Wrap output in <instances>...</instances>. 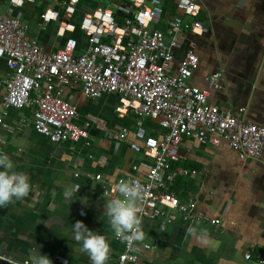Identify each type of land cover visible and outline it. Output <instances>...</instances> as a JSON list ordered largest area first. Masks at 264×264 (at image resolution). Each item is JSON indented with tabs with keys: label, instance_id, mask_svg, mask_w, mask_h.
Wrapping results in <instances>:
<instances>
[{
	"label": "crops",
	"instance_id": "0c3cea01",
	"mask_svg": "<svg viewBox=\"0 0 264 264\" xmlns=\"http://www.w3.org/2000/svg\"><path fill=\"white\" fill-rule=\"evenodd\" d=\"M199 1L203 7L200 20L208 29L203 34H186L175 49L173 68L194 44L200 62L192 82L205 87L207 74L221 72L222 86L210 90L209 102L264 126V0ZM163 2L165 14L155 27L169 33L168 20L179 10L177 0ZM39 7L27 4L24 16L32 36L52 51L63 46L65 38L56 36L54 23L46 30L39 28ZM78 7L77 16L104 7L113 10L119 20L134 10L128 0H80ZM0 10H9L8 0H0ZM8 72L0 60V115L8 124L4 128L0 123V152L10 155L15 170L30 175L32 188L23 199L0 206V253L33 264L34 255L42 251L54 264H90L73 231L75 221L82 220L106 237L110 244L106 264H115L123 242L116 237L105 211L106 201L113 197L103 191L94 175H131L135 174L134 164L151 162L133 151L128 140L109 135L119 126L133 130L134 115H118L117 103L108 102L110 98L119 100L118 95L90 99L75 85L66 89L65 97L78 106L79 122L92 121L89 136L52 142L36 132L31 108H4L5 85L1 80ZM241 107H245L243 112ZM179 154L180 161L173 169L197 168L199 174L177 175L171 188L183 200L196 198L197 210L209 219L221 218V223L185 221L179 211L172 212L174 218L167 224L162 218L142 217L145 237L138 243L151 247L133 264H260L257 251L264 243V151L258 158L241 159L225 146L185 139ZM175 185L185 192L176 190ZM69 190L71 195L66 196ZM190 226L197 228L196 234L188 232ZM201 229H207V237L200 235ZM248 251L251 259L245 257Z\"/></svg>",
	"mask_w": 264,
	"mask_h": 264
},
{
	"label": "built area",
	"instance_id": "2783aa9c",
	"mask_svg": "<svg viewBox=\"0 0 264 264\" xmlns=\"http://www.w3.org/2000/svg\"><path fill=\"white\" fill-rule=\"evenodd\" d=\"M8 1L9 10L0 13V60L9 71L1 80L5 85L4 108H31L36 132L52 142L79 141L88 138L92 121L79 122L78 106L65 97L66 89L77 85L90 99L118 95V115L132 113L135 125L133 130L119 126L109 135L128 140L133 151L151 162L134 164L135 174L111 178L96 173L94 179L108 196L114 197L120 195L121 181L138 178L142 184L138 201L141 217L162 218L167 224L174 218L172 212L179 211L185 221L209 219L197 210L196 198L183 200L171 188L177 175L199 174L197 168L173 169V164L180 161L179 149L185 139L225 146L241 159L262 155L264 126L224 111L208 100L210 90L222 86L221 72L207 74L205 87L192 82L200 62L194 44L178 67L172 66L175 49L186 34H203L208 29L200 20L203 7L199 0H177L179 12L168 20L169 33L155 27L165 14L163 0H128L134 10L123 20L110 8L96 7L81 14L79 26L73 19L80 0ZM27 4H39V28L46 30L56 24V36L65 38L63 46L47 51L38 37L32 36L24 16ZM239 110L243 112L245 107ZM0 123L8 128L1 115ZM209 220L215 225L221 223V218ZM117 238L123 242V250L115 264L136 263L142 251L151 247L138 240ZM257 254L258 262L264 264V243ZM245 257L251 259L252 253L246 252ZM88 262L92 264L90 257ZM0 264L32 262L0 253Z\"/></svg>",
	"mask_w": 264,
	"mask_h": 264
},
{
	"label": "clouds",
	"instance_id": "9594fccd",
	"mask_svg": "<svg viewBox=\"0 0 264 264\" xmlns=\"http://www.w3.org/2000/svg\"><path fill=\"white\" fill-rule=\"evenodd\" d=\"M32 188L31 177L27 172L15 170V163L6 152H0V206H5L14 200L28 196ZM119 196L106 201V214L109 223L117 237L129 242L142 241L145 232L142 217L139 215L141 207L142 184L138 178L123 180L118 185ZM71 195V190L65 193ZM74 236L82 242L81 251L86 252L92 264H106L110 254V244L106 237L98 231L88 227L82 220L73 224ZM189 233L196 234L197 228L190 226ZM202 237L208 236L207 229H201ZM33 264H54L50 255L40 251L34 255Z\"/></svg>",
	"mask_w": 264,
	"mask_h": 264
},
{
	"label": "rangeland",
	"instance_id": "374dc122",
	"mask_svg": "<svg viewBox=\"0 0 264 264\" xmlns=\"http://www.w3.org/2000/svg\"><path fill=\"white\" fill-rule=\"evenodd\" d=\"M1 12H4L5 10H0ZM73 22L79 26L80 25V22H81V15L79 16H76V18L73 19ZM79 34V31L76 32V35ZM108 102L109 103H117V106H120V101L115 99V98H110L108 99ZM116 110V109H115ZM117 112V111H116ZM119 117V116H118Z\"/></svg>",
	"mask_w": 264,
	"mask_h": 264
},
{
	"label": "trees",
	"instance_id": "16d2710c",
	"mask_svg": "<svg viewBox=\"0 0 264 264\" xmlns=\"http://www.w3.org/2000/svg\"><path fill=\"white\" fill-rule=\"evenodd\" d=\"M176 185H177V183H176ZM176 185L174 187L176 190L185 192V190L182 187H177Z\"/></svg>",
	"mask_w": 264,
	"mask_h": 264
}]
</instances>
